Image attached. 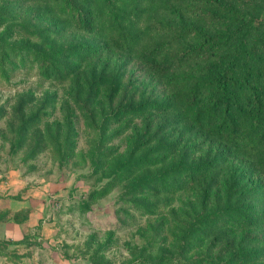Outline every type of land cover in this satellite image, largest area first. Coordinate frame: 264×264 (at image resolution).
<instances>
[{
  "label": "trees",
  "instance_id": "obj_1",
  "mask_svg": "<svg viewBox=\"0 0 264 264\" xmlns=\"http://www.w3.org/2000/svg\"><path fill=\"white\" fill-rule=\"evenodd\" d=\"M30 3L25 19L0 12V76L7 80L18 67L34 66L37 76L55 85H76L78 96L73 94L72 99L87 118L81 125L89 135L90 172L108 179L88 197L103 195L117 186L112 184L127 180L117 198L126 200L138 215H153L152 208L161 203L151 202L152 198L171 200L179 192L180 206L165 212L171 226L162 217L154 221L147 216V229L141 226L136 231L145 246L157 251L152 254L145 247L128 251L119 264H264V0ZM33 15L46 16L49 23L41 18L40 25L31 19ZM107 52L115 54L118 67L132 61L160 80L173 97L135 102L120 97L128 82L122 83L116 71L108 73ZM83 55L97 57L84 63ZM22 105L14 110L19 123L11 151L19 143L20 131L48 114L34 111L25 119ZM147 112L163 118L154 127L145 120L142 130L127 137L123 151L118 152L117 146L104 149L105 141L118 132L106 134L111 122ZM60 121L51 137L58 164L74 135L67 115ZM176 125L180 134L193 130L217 147L189 158L192 147L179 144L180 134L172 136ZM163 126L173 127L158 134ZM40 139L35 136L32 151L43 149ZM231 154L256 180L248 185H238L234 179L210 185L214 169ZM184 191L186 198L180 202ZM86 202H81L84 209ZM7 213L0 209V222L21 227L26 219L19 212L10 217ZM157 237L162 240L159 244ZM17 243L0 241V246Z\"/></svg>",
  "mask_w": 264,
  "mask_h": 264
},
{
  "label": "rangeland",
  "instance_id": "obj_2",
  "mask_svg": "<svg viewBox=\"0 0 264 264\" xmlns=\"http://www.w3.org/2000/svg\"><path fill=\"white\" fill-rule=\"evenodd\" d=\"M29 4L30 0H0V12L16 19H25L32 9ZM41 18L49 23L46 16L33 15L31 19L43 25ZM66 34L72 35L70 31H66ZM94 57L97 55H83V62L87 63ZM98 57L102 59L104 54ZM261 58L264 59V54ZM106 59L108 73L111 75L116 71L122 83L128 82L127 92H121L120 97L130 98L135 102L144 99H170L163 97L172 96L171 90L166 89L160 80L142 71L132 61L120 68L114 53L107 52ZM34 69V66L30 70L20 66L8 74L7 80L0 76V209L8 211L6 217H10L13 212L26 217L21 227L19 226L21 236L18 243L8 244L5 248L0 246V264H119L127 257L128 251L135 252L145 247L150 253H155L157 248L155 250L145 246L142 239L136 236V231L147 229L144 225L147 216L154 221L157 217H162L166 220V226H171L173 222L170 217H165V212L180 206L177 201L179 192L171 200L164 197L152 198L151 202L161 203L152 208L153 215H138L126 200L117 198L123 188L121 185H125L127 180L112 184L117 186L106 190L103 195L93 194L88 197L90 191L106 185L108 179H100L98 173L90 172L87 156L90 147L86 142L89 135L85 125H81L87 118L72 99L73 94L78 96L76 85H55L48 79L37 76ZM100 96V102L103 103L102 92ZM69 102L73 105H68ZM20 103L23 104L20 110L25 114V119L34 111H46L48 114L47 118L20 131L19 143L11 151L9 147L17 137L15 130L19 123L14 110ZM106 111L105 108L100 112ZM65 115L74 129V135L69 138L63 163L58 164L51 137L56 124ZM162 118L161 114L147 112L144 116L123 117L111 122L106 134L115 129L118 132L105 141L104 149L117 146L118 152L123 151L127 137L142 130L145 120L149 121V127H154ZM172 127L163 126L165 130L161 129L158 134ZM63 129L64 123H61V131ZM177 129L176 125L172 136L180 134ZM37 135L41 136L39 145L43 149L32 151ZM180 135L179 144L192 147L189 154L191 159L217 147L214 141L202 140V135L195 134L193 130ZM244 170L246 167L239 162V157L231 154L214 169L216 174L210 185H223L233 179L238 185L254 182L257 177ZM239 175L240 178L236 180ZM196 185L204 183L197 182ZM185 192L180 193V202L186 198ZM86 200L87 209H84L81 202ZM116 218L121 220L122 225ZM141 226L142 229H139ZM157 226L160 228V225ZM109 231L113 233L112 237L107 234ZM157 239L159 244L162 240L159 237ZM0 241L9 242L11 239ZM115 243L119 246H113Z\"/></svg>",
  "mask_w": 264,
  "mask_h": 264
},
{
  "label": "crops",
  "instance_id": "obj_3",
  "mask_svg": "<svg viewBox=\"0 0 264 264\" xmlns=\"http://www.w3.org/2000/svg\"><path fill=\"white\" fill-rule=\"evenodd\" d=\"M19 226L13 222H0V240L17 241L20 238Z\"/></svg>",
  "mask_w": 264,
  "mask_h": 264
}]
</instances>
